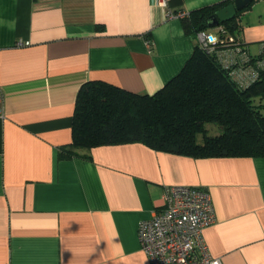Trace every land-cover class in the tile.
Returning a JSON list of instances; mask_svg holds the SVG:
<instances>
[{
	"label": "crops",
	"instance_id": "obj_1",
	"mask_svg": "<svg viewBox=\"0 0 264 264\" xmlns=\"http://www.w3.org/2000/svg\"><path fill=\"white\" fill-rule=\"evenodd\" d=\"M223 1L168 0V8L189 13ZM238 23L258 55L264 0ZM195 43L181 17L154 0H0V264H151L138 222L179 184L209 192L214 222L203 237L220 264H264V156L193 157L140 142L59 156L82 83L151 94Z\"/></svg>",
	"mask_w": 264,
	"mask_h": 264
},
{
	"label": "trees",
	"instance_id": "obj_2",
	"mask_svg": "<svg viewBox=\"0 0 264 264\" xmlns=\"http://www.w3.org/2000/svg\"><path fill=\"white\" fill-rule=\"evenodd\" d=\"M231 1L181 17L184 31L194 35L208 29L206 17ZM243 9L222 23L226 34L239 42L238 17ZM209 122L218 124L221 132L209 135L205 127ZM71 132L60 158L84 155L95 146L130 142L193 157L264 156V69L242 87L219 64L215 53L196 41L179 72L151 94L103 80L82 83L74 102ZM198 134H202L201 142Z\"/></svg>",
	"mask_w": 264,
	"mask_h": 264
},
{
	"label": "built area",
	"instance_id": "obj_3",
	"mask_svg": "<svg viewBox=\"0 0 264 264\" xmlns=\"http://www.w3.org/2000/svg\"><path fill=\"white\" fill-rule=\"evenodd\" d=\"M166 9L167 16L183 17L185 11L173 13L168 0H154ZM223 34V35H221ZM196 41L209 52H214L219 64L228 69L238 85L252 83L264 69V43L260 56L252 57L244 42L226 34L222 23L194 34ZM221 36V37H220ZM148 44L151 42L147 40ZM25 44L28 42H24ZM18 44H23L18 41ZM4 93L0 85V116H4ZM161 207L149 218L138 222L137 235L140 249L151 264H220L210 254L203 237L204 229L214 222V210L209 192L190 184L172 185L162 194Z\"/></svg>",
	"mask_w": 264,
	"mask_h": 264
},
{
	"label": "water",
	"instance_id": "obj_4",
	"mask_svg": "<svg viewBox=\"0 0 264 264\" xmlns=\"http://www.w3.org/2000/svg\"><path fill=\"white\" fill-rule=\"evenodd\" d=\"M252 0H232L228 4L218 8L205 19L208 28H213L219 23L229 21L238 10L245 8Z\"/></svg>",
	"mask_w": 264,
	"mask_h": 264
},
{
	"label": "rangeland",
	"instance_id": "obj_5",
	"mask_svg": "<svg viewBox=\"0 0 264 264\" xmlns=\"http://www.w3.org/2000/svg\"><path fill=\"white\" fill-rule=\"evenodd\" d=\"M205 127L209 135H215L221 132V127L214 122L205 123ZM197 141H202V134L197 135Z\"/></svg>",
	"mask_w": 264,
	"mask_h": 264
}]
</instances>
